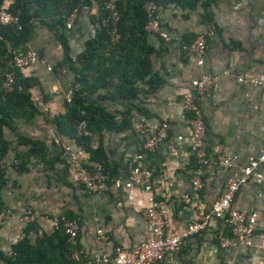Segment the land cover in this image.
<instances>
[{
  "label": "crops",
  "instance_id": "obj_1",
  "mask_svg": "<svg viewBox=\"0 0 264 264\" xmlns=\"http://www.w3.org/2000/svg\"><path fill=\"white\" fill-rule=\"evenodd\" d=\"M156 7L161 30L168 36L148 31L150 43L159 51L153 58L154 72L164 84L151 93L148 85L140 83L137 97L129 100L114 94L111 86L89 95L88 100L118 124L127 109L134 119L128 128L111 125L100 134H90L87 144L64 137L53 123L67 113L68 94L76 81L73 70L49 69L64 58L62 43L47 29L32 37L30 46L40 50V60L23 73L38 81L32 94L40 115L31 124L21 122L17 133L45 142L50 158H61L65 164L57 163L50 170L34 160L30 172L20 176L16 156L27 148L19 146L14 133H8L14 142L5 158L9 187L3 196L7 210L0 230L3 252L10 253L22 240L26 226L22 218L31 212L38 218L40 234L52 233L58 218L73 219L80 227L83 260L106 257L111 259L107 264H115L117 248L134 250L151 237L147 216L151 206L156 205L168 220V234L184 232L201 212L212 209L242 168L264 149V0H219L212 24L205 21L202 7L194 11ZM98 11V7L85 9L68 29L73 58L96 33L92 17ZM210 32L214 36L208 39L204 64L199 65V58L185 43ZM203 73L218 78L212 90L199 98L208 127L203 141L209 160L206 165L199 161L200 144L183 107V94L194 90L193 81ZM135 123L145 125L147 131L137 129ZM163 124L168 125L167 139L155 151L147 150L145 143ZM88 148L96 151V157ZM224 154L234 156L238 166L220 167L219 158ZM74 159L91 169L108 167L109 188L103 193L88 192L77 180ZM142 165L152 171L151 191L129 186L133 171ZM258 172L264 175L263 168ZM196 180L204 183L202 189L196 190ZM234 207L256 214L252 245L237 240L236 246L223 247L222 236L230 227L226 220L215 219L206 232L192 238L180 252L169 254L163 264H264V185L251 181L242 186Z\"/></svg>",
  "mask_w": 264,
  "mask_h": 264
},
{
  "label": "trees",
  "instance_id": "obj_2",
  "mask_svg": "<svg viewBox=\"0 0 264 264\" xmlns=\"http://www.w3.org/2000/svg\"><path fill=\"white\" fill-rule=\"evenodd\" d=\"M6 1L8 0H0V214L7 213L3 201L4 193L9 187L5 158L14 142L8 137V133H14L19 146L27 148L16 156L15 169L20 176L30 172L34 160L50 170H54L57 163L65 164L61 158H50L45 142L17 133L19 124H31L40 115V110L32 94L38 81L27 77L23 70L16 71L13 90L8 92L5 89L6 76L11 71L10 63L15 52L32 48V37L41 29H47L59 39L65 55L53 69L73 70L76 73L75 85L78 84L79 88L74 91L72 101L68 102L67 113L59 115L53 123L64 137H73L79 143L87 144L90 134H100L111 125L128 128L134 119L131 110L127 109L123 120L118 124L102 107L92 104L88 100L89 95L102 86H111L114 94L129 100L137 97L140 83L148 85L151 93L164 84L153 68V58L159 51L150 43L151 33L147 30V25L151 17L148 7L151 4L163 9L175 6L188 11L202 7L205 21L212 24L213 8L219 3V0H118L121 19L115 26L104 6L109 0H12L8 7L5 6ZM95 7L99 8L98 13L92 17L96 33L87 41L86 49L77 58H73L67 39V21L74 11L81 14L85 9L92 11ZM4 9L16 16L18 22L2 25L1 12ZM196 37L185 44L189 47ZM82 126L83 130L80 131ZM88 150L96 157V151L91 148ZM85 166L92 168L87 164ZM104 170L111 176L108 167ZM23 234L22 240L11 247L10 253L0 249V264L86 262L80 254L78 241L76 244L71 243L63 228L40 234L38 224L33 223L25 226ZM225 235L233 237L232 230L229 228ZM33 236L36 237L35 240ZM76 254L79 259L75 258Z\"/></svg>",
  "mask_w": 264,
  "mask_h": 264
},
{
  "label": "built area",
  "instance_id": "obj_3",
  "mask_svg": "<svg viewBox=\"0 0 264 264\" xmlns=\"http://www.w3.org/2000/svg\"><path fill=\"white\" fill-rule=\"evenodd\" d=\"M246 1V0H240ZM105 9L110 13V20L117 26L121 16L118 10V0L106 1ZM157 7L153 4L149 8L150 22L147 25V30L154 33H160L167 37L166 33L161 30V25L156 15ZM79 13L74 11L67 21V29H72L75 22L78 20ZM18 18L12 15L7 10L1 12L2 25H9L17 23ZM116 33V31H114ZM214 36V32L200 33L194 42L188 47L189 52L199 58V65H203V55L207 49L208 39ZM40 60V53L35 48H30L26 51L15 52L10 63L11 71L6 76L5 89L10 92L13 90L15 82V74L17 70H25L36 64ZM53 67L50 66L49 69ZM218 78L208 73H203L200 78L193 81L194 90H187L183 94V107L190 115L191 126H193L194 136L200 144L199 161L206 165L209 163L208 154L203 147V141L207 134V122L205 119L204 110L199 98L210 92L217 82ZM79 88V85H74L73 89L68 94V100L72 101L74 91ZM135 127L139 130H145V125L135 123ZM168 137V125L163 124L158 131L145 143V148L149 151H155L160 144ZM219 165L222 168L229 169L237 167L238 162L234 156L229 154L221 155L219 158ZM260 168L264 169V149L257 156L249 160V163L242 168L241 175L232 182L224 194L218 200L210 211L201 212L196 221L189 224L184 232L176 235H170L167 232L168 220L156 205L151 206L147 210L148 220L152 227V235L141 245L134 250H127L124 248H117L115 257L112 260L115 264H163L169 254L180 252L189 241L206 232L213 220L224 219L232 230L233 237L228 235L222 236L221 243L223 247L230 248L237 245V240L243 244L252 245L253 238L257 226V218L255 213H247L234 207L235 200L241 187L248 182H257L264 185V175L258 171ZM74 169L77 172V180L90 193H103L109 186L111 176L103 169H89L84 164L74 159ZM152 171L146 166L137 167L132 174L129 186L141 188L145 191H151L153 188ZM204 183L201 180L195 181L196 190L202 189ZM186 198L191 201L190 196ZM6 214H0V227L5 225ZM37 216L34 213L27 212L22 218V222L27 224L37 223ZM54 230L63 228L69 241L76 244L79 238L80 227L75 221L68 220L66 217H61L53 221ZM111 262L110 258H101L93 261H86L85 264H107Z\"/></svg>",
  "mask_w": 264,
  "mask_h": 264
}]
</instances>
